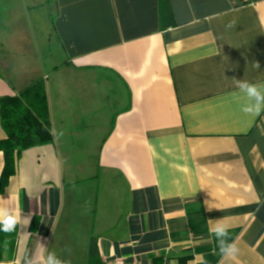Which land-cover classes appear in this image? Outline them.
<instances>
[{"label": "crops", "instance_id": "1", "mask_svg": "<svg viewBox=\"0 0 264 264\" xmlns=\"http://www.w3.org/2000/svg\"><path fill=\"white\" fill-rule=\"evenodd\" d=\"M48 3L50 75L22 23L35 4L0 0V99L46 79L53 132L0 193L20 214L0 264H88L93 237L105 264H264V111H241L235 80L264 82V0ZM222 218L232 261L209 233Z\"/></svg>", "mask_w": 264, "mask_h": 264}, {"label": "trees", "instance_id": "2", "mask_svg": "<svg viewBox=\"0 0 264 264\" xmlns=\"http://www.w3.org/2000/svg\"><path fill=\"white\" fill-rule=\"evenodd\" d=\"M233 6L236 8L246 5L240 1H233ZM167 12L162 2L161 21L167 16ZM0 118L1 127L6 133V138L0 141V152L5 157L0 178L1 193L7 186L9 178L17 173V163L23 152L53 143L46 79L41 78L31 83L14 97H1ZM88 247V264H105L100 257L96 238H91Z\"/></svg>", "mask_w": 264, "mask_h": 264}, {"label": "clouds", "instance_id": "3", "mask_svg": "<svg viewBox=\"0 0 264 264\" xmlns=\"http://www.w3.org/2000/svg\"><path fill=\"white\" fill-rule=\"evenodd\" d=\"M253 66L260 68L258 62H254ZM235 80L238 88L237 99L241 101V111L258 116L264 111V82L252 83L244 79ZM212 208L214 207L208 203V210L211 211ZM19 222L18 211L13 212L11 209L0 207V231L10 233L15 230ZM208 222L209 233L216 238L221 257L229 261L235 260L240 254V248L235 241L229 239L230 225L225 222L224 218L215 221L208 220ZM25 264H31L30 259L26 260ZM44 264H68V262L57 258L55 253H49Z\"/></svg>", "mask_w": 264, "mask_h": 264}, {"label": "rangeland", "instance_id": "4", "mask_svg": "<svg viewBox=\"0 0 264 264\" xmlns=\"http://www.w3.org/2000/svg\"><path fill=\"white\" fill-rule=\"evenodd\" d=\"M26 2L29 5L35 4L36 7L32 9L34 13L30 14L22 23L25 24V29L31 33L32 48H36L38 58L44 63L46 75H50L53 66L64 64L63 51L57 36L54 34L52 22H50L53 8L51 3H48L49 0H26ZM0 8L7 12L6 5ZM6 24V30L11 32L17 28L20 22L13 20L10 23L6 22Z\"/></svg>", "mask_w": 264, "mask_h": 264}, {"label": "built area", "instance_id": "5", "mask_svg": "<svg viewBox=\"0 0 264 264\" xmlns=\"http://www.w3.org/2000/svg\"><path fill=\"white\" fill-rule=\"evenodd\" d=\"M233 1H240L242 3H244L245 5H249L250 3H252V0H233ZM114 264H121L120 262H116Z\"/></svg>", "mask_w": 264, "mask_h": 264}]
</instances>
